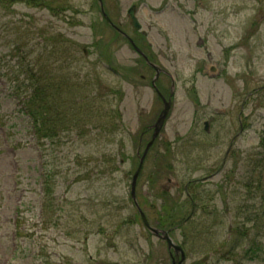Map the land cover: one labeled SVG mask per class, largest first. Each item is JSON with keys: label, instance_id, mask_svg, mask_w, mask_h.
<instances>
[{"label": "rangeland", "instance_id": "obj_1", "mask_svg": "<svg viewBox=\"0 0 264 264\" xmlns=\"http://www.w3.org/2000/svg\"><path fill=\"white\" fill-rule=\"evenodd\" d=\"M10 1L0 0V264H171L165 242L145 228L130 198L136 151L162 108L154 70L124 37H114L97 0H49L53 9ZM102 4L164 71L165 97L173 79L171 109L135 196L156 226L173 203L185 217L192 210L187 193L194 195L191 221L169 232L186 255L182 264H194L229 239L244 198L229 170L264 127V0ZM132 6L138 30L127 15ZM27 64L49 69L56 82L64 77V89L73 85L65 126L51 122L56 136L42 129L35 139L24 114ZM44 104L50 115L61 109ZM245 247L232 260L210 251L204 264H264L242 259Z\"/></svg>", "mask_w": 264, "mask_h": 264}, {"label": "trees", "instance_id": "obj_2", "mask_svg": "<svg viewBox=\"0 0 264 264\" xmlns=\"http://www.w3.org/2000/svg\"><path fill=\"white\" fill-rule=\"evenodd\" d=\"M15 0H11L13 2ZM30 5H43L47 9H53L50 5V1L40 0H22ZM105 24H107L104 21ZM108 25V24H107ZM114 37L116 39L123 38L119 33L114 30ZM65 52V51H64ZM67 52V50H66ZM19 73L24 72V80L21 79L22 84L28 90L26 98H22L23 111L28 117L29 122H31L33 127V133L35 139L40 134V130L47 129V132L43 134L45 137L56 136L58 134L57 130H54L56 125H51V122L57 123L60 128L65 126L64 118L67 115L66 109L63 108V104H74L73 100L70 101V94L72 92L73 85L67 86V81L64 77L60 76L58 82L53 80V73L50 74L49 69L42 68L41 71L37 72L34 66L31 69L26 68L22 72L20 67H17ZM28 68V69H27ZM19 75V74H17ZM51 75V77H50ZM12 88L16 90L20 89V81L18 82L17 77L12 79ZM14 80V81H13ZM62 92L67 94V96L62 95ZM47 101H52L53 106H61V109L52 112L50 115L48 106L44 103ZM69 104V105H70ZM117 113V112H116ZM118 115V114H117ZM47 125L46 128L43 126ZM257 135V143L255 147L245 151L242 157L237 158L233 164V167L229 170V181L230 179H237L241 181L242 187L244 188L243 201L234 209V215L232 217V222L229 227L228 235L229 239L224 240L220 245L216 247H211V249H205V254L202 259H198L194 264H204L207 258V253L210 251H215L222 253L223 255L229 256L232 260V256L236 255V249L243 244L246 247L242 250V259L248 261L264 260V242L262 237H264V127L260 129ZM189 198L190 210L187 215L182 218L176 212L175 204L171 206H164L165 215L159 216V226L174 229L180 224L187 221H191V216L194 215L195 206L193 205L194 195L187 193ZM257 199V204L248 203L250 199ZM176 201V200H175ZM255 206L261 210V213L255 211ZM253 207V208H250ZM249 209H253L250 211ZM206 230L208 229L205 228ZM226 248V249H225Z\"/></svg>", "mask_w": 264, "mask_h": 264}, {"label": "water", "instance_id": "obj_3", "mask_svg": "<svg viewBox=\"0 0 264 264\" xmlns=\"http://www.w3.org/2000/svg\"><path fill=\"white\" fill-rule=\"evenodd\" d=\"M99 3V7H100V13L102 18L104 19V21L106 23H108L109 25H111L117 32H119L120 34H122L124 37H126L128 39V41L130 42V44L132 45V47L135 49V51L137 53H139L140 55H142V57H144L146 63L148 65H150L154 70H155V74L151 80L152 85H154V82L159 74V72L162 70L157 64H154L152 62H150L148 60V58L146 57V55L134 44L133 40L124 32L122 31L119 26L115 23H113L110 18L107 16L106 12L104 11L103 8V4H102V0H97ZM127 14L130 18V23L132 25V27L135 30L140 29V24L135 16V11L134 9L131 7L128 9ZM155 86V85H154ZM171 87L173 88V84H171ZM173 91H170V94L168 96V99H163V106L158 114V116L156 117L155 121L153 122V124L151 125L153 131H152V135L149 139V141L146 143L145 148L141 154V156L139 157V162L138 165L136 167V169L134 170L132 177H131V183H130V196L134 201L135 206L137 207L138 211H139V215L140 218L142 220V223L144 224V226L155 236H157L158 238L162 239L163 241H165L168 250L173 249L174 251V255L178 256L179 255V259L174 260L173 255L171 254V258H172V263L171 264H182L185 260V253L183 251V249L181 248V246L177 243H175L173 241V239L169 236L168 234V230H160L154 226H151L147 220V218L145 217L144 213L141 211V209L139 208L136 200H135V183H136V179L141 171V167L143 164V159L144 156L147 152V150L149 149V147L151 146V144L154 142L155 138L158 136L160 129L162 128L165 119L168 116L169 110L171 108V96H172ZM205 129H207V125L206 123H204Z\"/></svg>", "mask_w": 264, "mask_h": 264}, {"label": "flooded vegetation", "instance_id": "obj_4", "mask_svg": "<svg viewBox=\"0 0 264 264\" xmlns=\"http://www.w3.org/2000/svg\"><path fill=\"white\" fill-rule=\"evenodd\" d=\"M149 67H150V66H149ZM163 73H164L163 70H161V71L159 72V74H158V76H157V78H156V80H155V84H154L155 86L151 84L152 87L154 88V91H155L156 95L160 98L162 104H163V99H167V97L169 96V94H168L167 97H165V96L163 95V93H162L163 88L159 85V77H160V75L163 74ZM153 76H154V75H153ZM168 77H169V79H170V76H169V75H168ZM170 80H171V82H172L173 79H170ZM151 131H152V130H151ZM143 132H144V131H141L140 135H142ZM138 150H139V149H137V151H136V155H137ZM137 157H138V155H137ZM176 258H177V256H174V260H176Z\"/></svg>", "mask_w": 264, "mask_h": 264}]
</instances>
